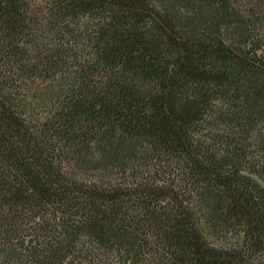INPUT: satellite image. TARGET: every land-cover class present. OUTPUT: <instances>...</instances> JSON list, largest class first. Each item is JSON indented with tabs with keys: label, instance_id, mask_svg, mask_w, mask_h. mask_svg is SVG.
Here are the masks:
<instances>
[{
	"label": "trees",
	"instance_id": "obj_1",
	"mask_svg": "<svg viewBox=\"0 0 264 264\" xmlns=\"http://www.w3.org/2000/svg\"><path fill=\"white\" fill-rule=\"evenodd\" d=\"M0 264H264V0H0Z\"/></svg>",
	"mask_w": 264,
	"mask_h": 264
}]
</instances>
